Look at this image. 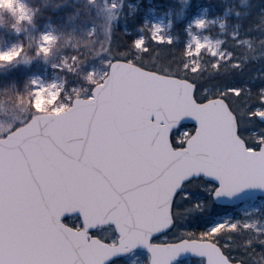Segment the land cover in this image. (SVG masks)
Here are the masks:
<instances>
[{
	"label": "snow or ice",
	"instance_id": "6c2138e0",
	"mask_svg": "<svg viewBox=\"0 0 264 264\" xmlns=\"http://www.w3.org/2000/svg\"><path fill=\"white\" fill-rule=\"evenodd\" d=\"M53 39L44 34L39 50L48 53ZM152 39L171 43L159 25ZM133 46L150 50L143 38ZM203 47L197 41L196 51ZM17 55L19 49L0 52V61ZM198 72L195 63L172 70L123 56L111 61L103 80L90 75L89 93L71 105L58 104L42 116L45 109L31 101L32 118L0 134V264H105L138 244L148 247L152 264H170L185 249L206 256L207 264H233L230 245L219 238L239 231V221L216 224L195 240L150 242L153 233L171 227L177 193L194 176L216 178V196L264 187V143L244 141L245 117L264 119V107L249 111L253 94L241 87L199 99ZM254 100L264 105V88ZM185 115L197 126L175 139L171 128ZM74 211L80 213L75 226L62 221ZM109 221L118 239L90 231ZM256 243L264 240L242 246L251 250Z\"/></svg>",
	"mask_w": 264,
	"mask_h": 264
},
{
	"label": "rangeland",
	"instance_id": "374dc122",
	"mask_svg": "<svg viewBox=\"0 0 264 264\" xmlns=\"http://www.w3.org/2000/svg\"><path fill=\"white\" fill-rule=\"evenodd\" d=\"M43 1L52 11H46L44 14L47 18L43 17L40 23H35L34 15ZM106 1L116 6L119 0H74L73 5L65 6L64 9L62 0H7L6 3L0 4V19H4V15L8 14L12 22L25 21L28 24V31L23 41L17 34L9 35L4 30L0 31V52L19 49L20 53L24 44L29 45V52L36 51V63L27 75L31 84V101L38 100L41 108L45 109L42 113L51 111L61 103L71 105L76 97L87 96L93 86L89 80L90 75L95 81L104 79L105 73L108 72L107 66L111 61L107 54V34L111 26L108 15L98 16L93 12ZM191 4L192 1L187 0L179 9L180 16H188L185 32L187 34L186 50L187 53L191 51L189 56L192 57L190 64L194 61L198 62L203 53L215 56L218 61L230 59L232 54L226 52L224 35L229 34L233 39L245 35L243 30L245 24L250 25L247 31L251 34V38L238 40L236 45L243 44L249 47L251 42L256 41L252 38V32L257 29L253 26V21H256L257 14L262 12L259 9L261 5L259 0H195L194 6ZM21 6L23 13L20 11ZM127 8L130 13L138 11L143 16L144 27L136 30V40L143 38L147 41L146 31L150 32L152 38L154 25L160 26L161 36L170 37L171 42L177 40L171 33L175 7L163 5L157 0H146L145 4L135 0L129 1ZM229 16L239 21H231L228 19ZM197 20H203L204 24L198 26L195 23ZM44 34L54 37L51 43L46 44L49 48L48 53L39 50L41 45L45 44ZM197 41L204 45L199 52L196 51ZM211 49L215 50V54ZM3 62L0 61L1 66ZM258 69L255 81L257 84L263 82L262 89L264 88V61ZM4 82L5 78L3 80V77H0V134H6L14 124L33 114L31 101L14 96ZM229 87L206 88L204 92L208 97H213L218 94V91ZM257 107H264V105L258 104L248 110L251 111ZM245 122L244 138L253 141L264 139V122L255 121L253 117H245ZM253 123L255 127H250ZM186 130L193 131L194 128L182 126L175 132L174 138L183 140ZM214 187L212 183L195 180L185 186L174 207L175 213L179 214L181 220L172 231L157 238L156 241L172 242L188 237L191 228L198 224L206 225L209 229L216 224L225 222L232 224L236 221L241 222L239 230H249L255 236V240H264V198H254L244 204L224 208L217 206L213 201ZM185 193L187 195H184ZM79 218V216L71 217L68 221L75 224ZM96 232L109 241L117 239L112 226L97 229ZM256 244L260 251L264 252V245ZM149 259L147 252L136 250L112 264H149ZM175 264H204V260L184 259Z\"/></svg>",
	"mask_w": 264,
	"mask_h": 264
},
{
	"label": "trees",
	"instance_id": "16d2710c",
	"mask_svg": "<svg viewBox=\"0 0 264 264\" xmlns=\"http://www.w3.org/2000/svg\"><path fill=\"white\" fill-rule=\"evenodd\" d=\"M47 1V0H46ZM135 0H119L116 6H112L108 1L103 2L100 6L94 10V14L103 16V14L109 16L111 30L107 34V54L110 60L122 58L126 56L128 59H137L140 62L151 60L156 64L165 63V66L176 70L183 64H188L189 68L193 66V63L199 66L198 72V89L199 99L205 100L211 97L204 92L206 88L217 89L220 86L241 87L251 90L253 96L250 98L253 102L249 105V110L259 104L254 100V97L259 94L262 83H258L255 76L258 74V67L264 61V0H259L260 13L257 14V20L253 21V26L257 27L252 32V38L254 42H251L249 47L243 44H237L238 40H242L246 37L251 38V34L247 29L250 25H243L245 35L240 36L237 39H233L229 34L224 35L226 52L232 54V57L226 61H218L215 56L203 53L198 62L190 64L192 59L187 54L186 50V38L185 32L186 21L188 16H180V7L185 4L187 0H157L163 5H171L175 7L173 20L174 24L171 28V33L177 40L171 43H159L154 41L150 37V32L146 31V47H149V51L145 53H139L133 46V42L136 40V30L144 27V20L141 13L138 11L129 12L127 3ZM191 6H194L195 0H191ZM63 9L65 6L73 5L74 0H62ZM141 4H145L146 0H140ZM46 11H52L48 5L45 6L44 1L39 6L38 12L34 15L33 21L40 23L41 19L47 18L45 16ZM190 11V10H189ZM4 19H0V31L4 30L9 35L17 34L23 41L28 31V24L23 21L22 23L12 22L11 17L8 14L4 15ZM229 20L238 22L239 19H234L233 16L228 17ZM263 20V21H262ZM36 51L29 52V45L24 44L19 55L10 60L4 61L2 66L0 65V77L5 78V82L10 92L17 97H23L25 100L31 101V84L27 75L28 71L35 65ZM110 61V62H111ZM218 64V68H214L213 65ZM109 69V65L107 66ZM258 77V76H257ZM256 85L258 87H256ZM255 89L257 92L255 93ZM261 105V104H259ZM33 114H29V119ZM257 121V117H253ZM250 127H255V124H251ZM248 144H255L253 140L246 139ZM197 182H204L203 178L195 180ZM190 185L188 182L185 186ZM200 188V187H199ZM198 188V189H199ZM181 197L179 193L176 201ZM176 219V225L181 220L179 214L174 213ZM207 226L198 224L189 231V238H199V233L207 231ZM255 236L249 230H239L235 232L225 231L219 238L220 243H228L230 247L227 248V252L235 258L234 262L241 264H264V252L260 251L257 244H254L251 250H246L242 245L243 242L249 239H255Z\"/></svg>",
	"mask_w": 264,
	"mask_h": 264
},
{
	"label": "water",
	"instance_id": "95a60500",
	"mask_svg": "<svg viewBox=\"0 0 264 264\" xmlns=\"http://www.w3.org/2000/svg\"><path fill=\"white\" fill-rule=\"evenodd\" d=\"M110 66H111V63H110ZM110 66H109V70H110ZM77 98H83V97H76L72 101V104L74 103V101ZM46 114L47 113H40V115H42V116L46 115ZM150 118H154V117H150ZM258 119L264 121V119H262L260 117H258ZM182 125H192V126H194V130H195V128L197 126V121H196L195 117L189 116V115H185V116L180 117V119L171 128L172 134L175 130L180 128ZM199 177H203L206 181L214 183L216 186L215 189L219 186L216 178L206 176L203 173H201L200 176L192 177V179L199 178ZM181 189H182V187L179 189L177 195L179 194ZM214 193H215V190L213 192L212 197H213V200L216 204L221 205V206H236V205L246 203V202H248L254 198H257V197H264V187H259V186L239 187L238 190L233 191L231 195L223 194L220 196H216ZM75 215H78L80 217V213L78 211H74L72 213H66L64 216H62L61 219L64 222L65 218H67L69 216H75ZM107 225L113 226L117 236H119V233L115 227V224L110 222V221L107 223H103V224H97L94 228L90 229V231H93L99 227H104ZM174 226H175V219H174V222L172 223L171 227L168 228L166 231H159V232L153 233V235L150 237V242L152 244H157V245H168V244L179 243L180 241H183V240H195V239L184 238V239L174 241V242H156V241H154L157 237H160V236L164 235L165 233L169 232L170 230H172ZM136 250H141V251L147 252L150 256L149 264H152V254L150 253L148 247H146L143 244H138L135 247L130 248L123 253H118L116 255H113L111 258H109L108 260L105 261V264H110L114 260L125 257V256L129 255L130 253H132L133 251H136ZM188 258H203L205 260V264H207L206 256H204L202 254H198L196 252H193L191 249H185L184 251L179 252V254L177 256H175V258L171 259L170 264H175L176 262H178L180 260L188 259ZM233 264H241V263L233 262Z\"/></svg>",
	"mask_w": 264,
	"mask_h": 264
},
{
	"label": "flooded vegetation",
	"instance_id": "af4514ba",
	"mask_svg": "<svg viewBox=\"0 0 264 264\" xmlns=\"http://www.w3.org/2000/svg\"><path fill=\"white\" fill-rule=\"evenodd\" d=\"M66 223L72 224L71 222H69L68 220H66ZM93 235L99 236L101 238V235H99L96 231L92 232Z\"/></svg>",
	"mask_w": 264,
	"mask_h": 264
}]
</instances>
